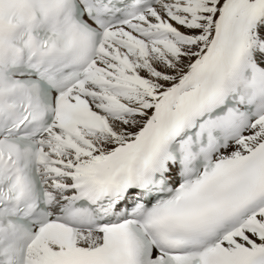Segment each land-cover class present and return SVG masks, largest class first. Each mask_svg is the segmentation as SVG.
<instances>
[{
	"label": "snow or ice",
	"instance_id": "6c2138e0",
	"mask_svg": "<svg viewBox=\"0 0 264 264\" xmlns=\"http://www.w3.org/2000/svg\"><path fill=\"white\" fill-rule=\"evenodd\" d=\"M0 264H264V0H0Z\"/></svg>",
	"mask_w": 264,
	"mask_h": 264
}]
</instances>
